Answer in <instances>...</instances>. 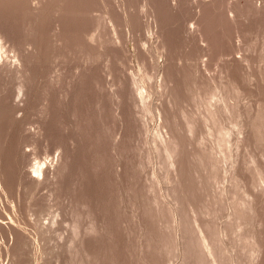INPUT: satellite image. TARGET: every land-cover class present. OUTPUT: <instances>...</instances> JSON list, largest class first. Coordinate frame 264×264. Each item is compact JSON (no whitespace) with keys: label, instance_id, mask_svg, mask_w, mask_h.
<instances>
[{"label":"rangeland","instance_id":"obj_1","mask_svg":"<svg viewBox=\"0 0 264 264\" xmlns=\"http://www.w3.org/2000/svg\"><path fill=\"white\" fill-rule=\"evenodd\" d=\"M0 46V264H264V0H0Z\"/></svg>","mask_w":264,"mask_h":264},{"label":"bare ground","instance_id":"obj_2","mask_svg":"<svg viewBox=\"0 0 264 264\" xmlns=\"http://www.w3.org/2000/svg\"><path fill=\"white\" fill-rule=\"evenodd\" d=\"M1 46H2V45H1ZM1 46H0V47H1ZM36 166H37V168H36V173L40 174V173H41V170H40L41 163L38 162ZM34 178H35V177H34Z\"/></svg>","mask_w":264,"mask_h":264}]
</instances>
